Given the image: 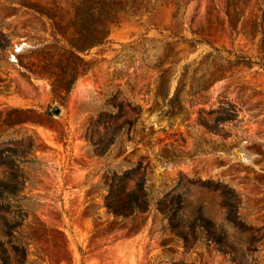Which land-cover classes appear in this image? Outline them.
<instances>
[{
	"label": "rangeland",
	"instance_id": "1",
	"mask_svg": "<svg viewBox=\"0 0 264 264\" xmlns=\"http://www.w3.org/2000/svg\"><path fill=\"white\" fill-rule=\"evenodd\" d=\"M97 1L0 0V150L32 138L40 147L18 161L23 197L35 210L23 231L28 263L230 264L214 247L184 253L154 211L134 222L106 216L103 178L143 155L154 160L157 196L181 178L236 190L239 252L247 264H264V0H150L143 15L119 14L107 44L72 54L75 26L98 25ZM80 57L91 69L68 97H57L47 77L74 76L61 64L78 68ZM116 97L127 113L142 110L120 121L132 119L135 142L124 137L99 158L84 130L115 110ZM212 212L221 227L222 211Z\"/></svg>",
	"mask_w": 264,
	"mask_h": 264
},
{
	"label": "trees",
	"instance_id": "2",
	"mask_svg": "<svg viewBox=\"0 0 264 264\" xmlns=\"http://www.w3.org/2000/svg\"><path fill=\"white\" fill-rule=\"evenodd\" d=\"M149 3L150 0H98L97 10H93L98 25L75 26L79 32L68 40V50L72 54L86 55L90 50L104 46L111 33L112 26L109 25L117 23L119 14L130 12L132 15H143L147 13ZM83 6V3H79L75 10L77 14L83 15ZM60 27L54 23V30L59 35H63ZM228 53L235 55V60L238 62L245 60L242 56ZM78 60V68L61 64L62 69L67 68L75 72V75L70 76L69 79L56 74L47 77L57 97H68L78 79L88 74L91 69L90 62L81 57ZM160 98L162 99L161 96ZM111 107L115 110H107L99 114L96 120L89 123L83 134L93 155L99 158L110 154L113 148L120 145L124 137L128 142H135L131 135L134 130L132 119H124L121 124L120 121L130 113H136L137 110L142 112L136 107L127 113L124 104L118 103L117 97ZM236 118L237 115L220 118L215 123L218 127ZM204 125L214 131V127ZM39 148L37 141L32 138L26 146L20 144L0 150V167L3 168L4 175L3 178L0 177V264H29L30 244H27L28 241L23 238V231L35 210L28 203V198L23 197L27 177L18 161L28 158ZM153 170L154 160L150 156L142 155L127 170L114 171L104 177L102 181L106 195L103 208L106 216L122 222H134L139 216L154 211L166 222L165 231L180 243L184 253L204 247H214L230 264L248 263L239 252L235 234L243 227L239 216L242 200L236 190L211 180L185 181L181 178L176 186L164 190L162 196H157L154 186L151 185ZM192 188L214 196L218 195L221 203L215 205L213 200L206 197L195 198ZM191 198L193 201H190ZM215 206H218L223 213L224 223L221 227L214 219L212 211Z\"/></svg>",
	"mask_w": 264,
	"mask_h": 264
},
{
	"label": "water",
	"instance_id": "3",
	"mask_svg": "<svg viewBox=\"0 0 264 264\" xmlns=\"http://www.w3.org/2000/svg\"><path fill=\"white\" fill-rule=\"evenodd\" d=\"M57 113H59V110H56Z\"/></svg>",
	"mask_w": 264,
	"mask_h": 264
}]
</instances>
